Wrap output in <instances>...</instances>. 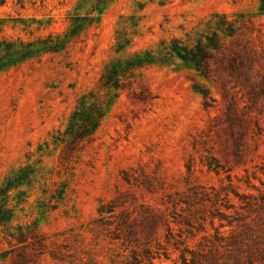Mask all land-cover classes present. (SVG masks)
Returning a JSON list of instances; mask_svg holds the SVG:
<instances>
[{"label": "rangeland", "instance_id": "1", "mask_svg": "<svg viewBox=\"0 0 264 264\" xmlns=\"http://www.w3.org/2000/svg\"><path fill=\"white\" fill-rule=\"evenodd\" d=\"M7 183L0 264H264V0H0Z\"/></svg>", "mask_w": 264, "mask_h": 264}, {"label": "trees", "instance_id": "2", "mask_svg": "<svg viewBox=\"0 0 264 264\" xmlns=\"http://www.w3.org/2000/svg\"><path fill=\"white\" fill-rule=\"evenodd\" d=\"M210 42L213 43V45H216L213 38H210ZM209 56H210L209 52L207 50H205L201 44H199L196 46V48L191 53V57L186 58V61L189 62L191 65H193L194 68L199 69L200 67H203L202 63L205 62V59L209 58ZM200 91L203 93L204 97H207L209 95V92L207 89L200 88ZM230 114H232V111H230ZM5 185L7 186L6 189H2L0 191L1 196L4 195L5 190H7L8 186L11 184L7 183ZM10 218H11L10 211L8 210V211L4 212L3 208H0V222L9 221ZM169 231H170L169 234H172L171 228H169ZM183 244H184V241L178 242V245H180V246H182ZM146 253L148 254L147 255L148 257L151 255L150 251H147ZM182 262H183V264H188V259L184 255L182 256ZM140 263L141 262L138 260V257L134 256L133 260L127 264H140Z\"/></svg>", "mask_w": 264, "mask_h": 264}]
</instances>
